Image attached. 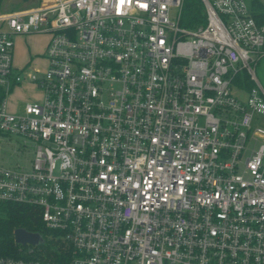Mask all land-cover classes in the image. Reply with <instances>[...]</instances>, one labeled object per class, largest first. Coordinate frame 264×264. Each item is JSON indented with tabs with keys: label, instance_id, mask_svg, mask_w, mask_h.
<instances>
[{
	"label": "built area",
	"instance_id": "2783aa9c",
	"mask_svg": "<svg viewBox=\"0 0 264 264\" xmlns=\"http://www.w3.org/2000/svg\"><path fill=\"white\" fill-rule=\"evenodd\" d=\"M254 1L202 0L193 27L185 0H39L0 12V134L34 143L32 159L0 163V205H25L51 230L39 245L15 241L20 253L0 264H264ZM28 34L48 35L35 71L14 63L15 38ZM242 72L251 88L235 82ZM27 81L41 100L10 110L9 93Z\"/></svg>",
	"mask_w": 264,
	"mask_h": 264
},
{
	"label": "rangeland",
	"instance_id": "374dc122",
	"mask_svg": "<svg viewBox=\"0 0 264 264\" xmlns=\"http://www.w3.org/2000/svg\"><path fill=\"white\" fill-rule=\"evenodd\" d=\"M39 0H1L0 12L24 8L38 3ZM47 39L45 34L19 35L15 38L14 63L28 66L27 70L35 71L42 68L44 61L40 58L33 59V54H41L43 45ZM30 53L32 56L29 57ZM44 55V53H43ZM42 57V54L40 55ZM256 75L264 87V56L256 65ZM18 86V85H17ZM15 86L8 95L9 109L17 111L27 101L41 100L42 89L36 82H23ZM249 90L244 92L236 91L241 100H246ZM30 99V100H27ZM261 142V141H260ZM34 143L20 135L0 134V163L6 166H13L16 162L23 163L25 159H32L34 156ZM14 232V231H13ZM53 245V242H50Z\"/></svg>",
	"mask_w": 264,
	"mask_h": 264
},
{
	"label": "trees",
	"instance_id": "16d2710c",
	"mask_svg": "<svg viewBox=\"0 0 264 264\" xmlns=\"http://www.w3.org/2000/svg\"><path fill=\"white\" fill-rule=\"evenodd\" d=\"M1 1V0H0ZM253 10L260 23H264V5L254 1ZM205 12L202 0H185L182 21L188 27H193L204 22ZM235 82L246 88H251L253 82L247 73L242 72L236 76ZM18 227L40 232L43 235L51 230L42 227L41 222L35 217L33 210L25 205L8 203L0 205V256L19 254L18 245L15 243L13 231ZM50 245L44 246L46 255L59 260L57 251L51 250Z\"/></svg>",
	"mask_w": 264,
	"mask_h": 264
},
{
	"label": "water",
	"instance_id": "95a60500",
	"mask_svg": "<svg viewBox=\"0 0 264 264\" xmlns=\"http://www.w3.org/2000/svg\"><path fill=\"white\" fill-rule=\"evenodd\" d=\"M14 235L15 241L21 244L32 243L39 245L45 241L41 233L28 230L24 227L16 228Z\"/></svg>",
	"mask_w": 264,
	"mask_h": 264
},
{
	"label": "crops",
	"instance_id": "0c3cea01",
	"mask_svg": "<svg viewBox=\"0 0 264 264\" xmlns=\"http://www.w3.org/2000/svg\"><path fill=\"white\" fill-rule=\"evenodd\" d=\"M34 35V34H33ZM47 40H48V35H47V39H46V41H45V43H44V45H43V51L41 52V54H42V57L40 56V55H38L37 53H34L33 54V59H36V58H40L42 61H44V63H43V67L42 68H44L45 66H46V60H45V58L43 57V53L45 52V48H46V43H47ZM32 56V53H30V55H29V57H31ZM16 66H18V67H22V65H17L16 64ZM28 82V81H27ZM26 82V83H27ZM19 86V85H18ZM17 86V87H18ZM16 88V87H15ZM27 100H30V99H27Z\"/></svg>",
	"mask_w": 264,
	"mask_h": 264
}]
</instances>
